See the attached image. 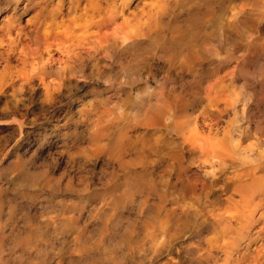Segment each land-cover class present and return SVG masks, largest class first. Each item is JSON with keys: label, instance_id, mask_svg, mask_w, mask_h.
I'll list each match as a JSON object with an SVG mask.
<instances>
[{"label": "rangeland", "instance_id": "obj_1", "mask_svg": "<svg viewBox=\"0 0 264 264\" xmlns=\"http://www.w3.org/2000/svg\"><path fill=\"white\" fill-rule=\"evenodd\" d=\"M144 1L114 0L117 9L124 6L123 16L130 18ZM166 8L160 34L145 38L148 46L144 40L132 48L115 45L110 53L101 54L102 60L99 55L84 57L68 74L61 95L44 97L37 79L25 84L17 98L0 94V201L7 232L0 264H223L226 241L239 244L236 230L222 229L224 217L233 212H224L228 203L222 193L213 196L208 191L210 179L205 172L210 169L201 157L185 153L181 167L165 172L161 164L149 169L153 181L147 183H158L149 191L137 188L134 181L140 167L131 165L136 174L128 178L119 170L118 160L109 156L114 144L126 142L122 134L127 132L128 138L147 130L142 117L160 93L162 100L172 102L160 104L167 106H160V112H172L173 120L180 122L188 120L184 115L189 114L196 129L208 133L207 119L201 115L208 102V84L225 99L217 103L224 111L210 130L215 137L198 141L217 147L223 128L234 118L240 129L249 131L250 142L244 145L264 152L263 142L259 143V132L264 134V0H178ZM233 9L240 13L233 16ZM188 11L195 18L191 20ZM188 45H194L197 57L193 56L192 67L188 61L191 68L186 69L183 57ZM96 118L109 120L108 132L114 130L108 136L105 129L108 139L103 137L102 142L109 147L101 151L96 148L102 144L98 137L92 143ZM167 132H159L164 134L165 152L172 148L169 142L174 136ZM125 155L124 160L134 157L131 151ZM249 155L255 154L241 158ZM16 162H25L30 173L37 171L29 186L23 184ZM185 184L196 186L195 192L177 190ZM171 185L178 186L171 190ZM216 218L220 219L217 225ZM262 222L264 217L254 223L250 236ZM28 232L34 234L26 240ZM245 242L240 240L239 249Z\"/></svg>", "mask_w": 264, "mask_h": 264}, {"label": "bare ground", "instance_id": "obj_2", "mask_svg": "<svg viewBox=\"0 0 264 264\" xmlns=\"http://www.w3.org/2000/svg\"><path fill=\"white\" fill-rule=\"evenodd\" d=\"M147 1L142 3V8L139 13H132L130 18L129 15L123 16L124 6H120L119 9H117L114 0H55V2H53V0H0V94L7 92L12 95L10 98H13V96L17 98L18 94H22L25 84L29 83L32 79H37L41 84L44 97L52 98L61 95L65 92H63L62 89L65 87L68 74H71L74 67L77 65L78 67L80 66L79 63L83 61L81 59H84V57L89 58L92 55H99L101 57L98 58L102 60L104 57L101 54L103 52L110 53L109 49L115 45L132 48L138 43H144V40L147 44L146 39L148 40L149 38L146 37H150L151 39L152 35L156 37V34H160H158V32H160V26L163 25L162 23H164L166 19L164 18L166 15L163 14L164 7L167 9L166 6L178 0ZM50 2L52 4H50ZM166 11L168 12V10ZM166 11L164 10V12ZM189 13L191 20L195 18V13ZM238 13H240L238 10L236 11L233 9L231 14L234 16ZM27 14L30 15L23 19ZM168 15L173 16L172 13ZM169 16H167V18ZM119 17L122 18L121 21L118 20ZM192 42L190 43L192 44ZM192 47H194V45H192ZM192 47L191 45L189 48L186 47L187 52L183 57L184 66L185 64L188 66L190 64L192 67L194 63L193 56L197 55V51ZM109 56L111 57L112 55ZM188 61L190 62L189 64ZM98 66L99 63L95 68H98ZM106 66L108 65L106 64ZM78 67L76 69H78ZM191 67L185 66L186 69ZM77 71L80 73L83 70ZM208 85L207 88L205 87L207 91L205 96L207 94L206 99L208 98V102H206L205 108L202 107L204 110L201 112V115L205 116L207 119L205 124L208 127V133L199 132L195 126V119H192L193 117L189 119V116H187L189 114L185 113L186 116L184 115V117H186L185 119L188 117V120L180 122L173 120L175 117L174 113H169V111L168 113H164V111L160 112V106H162V108H164V106L165 108L167 107L166 105L160 104L172 103L165 97H163L162 100V93H160L156 97L155 103L152 104L153 107L150 106V109L147 110V112L145 111L144 117H142L144 118V122L141 123L142 125L145 123L146 126L144 127H146L147 130L144 128V131H146L144 133L141 132L142 134H129L128 138L125 136L127 132L124 131L125 133L122 134V136L124 135L123 137L126 138V142L117 140L119 141L118 144H114L115 146L118 145L117 147L112 144L114 147L113 150H110L109 156L118 160L119 170L126 176L135 173L131 165L140 167L141 169L137 171V175L133 174V177H135L134 181L140 186L137 188L149 191H154L158 185V183H147L153 181V176L151 177V171L149 172V169H153L154 166L161 164H164V169H162V171L164 170L165 172L174 169V167L176 168V166L181 167L183 165L182 159L185 153L189 154V156L196 155L197 157H201L203 160L202 164L210 169L209 172H205V174H208V179H210V187H207L208 191L213 196H221L223 194L228 203L224 212L234 213L224 217L226 223L222 225V229L226 232L236 230L240 237L238 239V245L234 239L226 241L223 245L222 253L225 256L223 264H264V223L262 222L263 224L256 231L255 235L250 236L249 233L254 223L264 217V152H255L251 146L244 145L243 142H247V140L250 142L249 131L247 129H240L241 126H237V120L235 121L234 118L230 120V124L223 128L222 140L216 141V144H218L217 147L211 146L207 141L205 143L198 141V138L201 140L202 137H215L211 134L210 130H212L213 125H217L224 111V108H219L217 103L222 100L225 101V99H222L217 92H214L216 90L215 87L213 91V84ZM157 93L159 92L157 91L155 96ZM19 98L21 97L19 96ZM165 99L167 100L166 102H164ZM173 107L170 106L171 110ZM104 113L106 114V111H104ZM187 113L189 112L187 111ZM102 114H100V117L103 116ZM117 118L119 119V117ZM108 119L114 122L113 119ZM97 120L93 121L95 122ZM140 120H142L141 117ZM140 120L138 119L139 122ZM167 120L169 121L166 122ZM109 124V120L108 122L99 120L97 123H92V125H94V130L92 129L91 132L92 134L94 133V137L96 138V142L92 141V143L96 144L98 142V137L102 144L97 146V143L96 148L100 151L109 147L102 142L103 137H107L108 139V136L114 133V130L110 131L112 132L111 134L108 132L110 130L109 127H111ZM115 124L119 125L116 122ZM125 126L126 125H124V127ZM191 126L194 130L190 129ZM105 129H107V133L110 135L105 132ZM160 129H164L169 133L172 132L174 135L169 142L172 148L168 149L167 152H165V148L163 147L164 134L159 133ZM118 131H120V129ZM117 133L116 131V134ZM120 133L122 132L120 131ZM259 134L261 135V140L259 139L261 145L262 142L264 144V134L262 132H259ZM122 136H119V139L120 137L122 139ZM90 137L91 140H93L92 136ZM113 138L116 139L115 136ZM114 142L116 141L112 143ZM260 145H258V148L261 147ZM254 147L256 148V146ZM130 151L134 157L131 159L128 157V160L126 158V160H124L123 155ZM249 152L255 155L241 158L243 154ZM153 155L156 158H152L154 157ZM25 162L16 163L19 164V166L18 164L17 166L20 168L21 174L19 173V175H21L23 184L29 186V183L36 179L35 174L37 171L35 174L32 172L30 173V168H28L29 170L25 168ZM14 169L17 170V172L19 171L18 168ZM227 170L231 171L225 174ZM42 174L43 173L39 172V175ZM154 181L157 182V180ZM177 186L171 185L170 188L172 190L173 188H177ZM195 187L196 186L193 184H185L177 188V190L195 192ZM125 190H127V188ZM216 193L222 194L219 195ZM27 201H31L30 196L27 197ZM2 205L0 201V249L2 247V241L7 236V232L5 233L2 227ZM257 214L258 217H255ZM216 219L217 225L220 219ZM232 222L234 223V227L232 226ZM215 228L216 226H213V229ZM32 234L34 233L28 232L26 240H28L27 238L32 236ZM199 235L200 234L197 232L196 236L199 237ZM258 239H262L261 243L249 250V246ZM240 240H247L242 247L243 249H239L241 246ZM13 241L15 240L13 239ZM20 241L23 242L24 239L22 238Z\"/></svg>", "mask_w": 264, "mask_h": 264}]
</instances>
